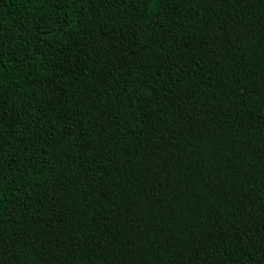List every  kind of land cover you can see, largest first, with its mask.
I'll list each match as a JSON object with an SVG mask.
<instances>
[{"label": "trees", "instance_id": "trees-1", "mask_svg": "<svg viewBox=\"0 0 264 264\" xmlns=\"http://www.w3.org/2000/svg\"><path fill=\"white\" fill-rule=\"evenodd\" d=\"M0 264H264V0H0Z\"/></svg>", "mask_w": 264, "mask_h": 264}]
</instances>
